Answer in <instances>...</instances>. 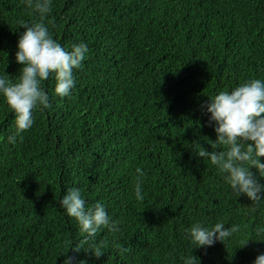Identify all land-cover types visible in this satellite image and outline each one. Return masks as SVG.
Returning a JSON list of instances; mask_svg holds the SVG:
<instances>
[{
    "label": "trees",
    "instance_id": "1",
    "mask_svg": "<svg viewBox=\"0 0 264 264\" xmlns=\"http://www.w3.org/2000/svg\"><path fill=\"white\" fill-rule=\"evenodd\" d=\"M38 19L24 0H0V74L15 81L21 22ZM46 23L62 45L89 51L70 96L43 81L49 106L34 109L14 145L0 95V264H63L68 249L85 264H183L192 252L200 264H252L264 252L254 239L264 238L254 232L264 207L235 196L195 149L212 150L217 136L209 95L264 79V0H53ZM70 186L104 202L120 231L87 240L59 206ZM197 220L240 231L192 249L184 230Z\"/></svg>",
    "mask_w": 264,
    "mask_h": 264
},
{
    "label": "clouds",
    "instance_id": "2",
    "mask_svg": "<svg viewBox=\"0 0 264 264\" xmlns=\"http://www.w3.org/2000/svg\"><path fill=\"white\" fill-rule=\"evenodd\" d=\"M33 8L39 19L33 22H21L25 30L17 42L16 60L22 64L15 81L9 74H0V95L14 112L15 131L8 135L10 144L17 143L18 134L30 129L34 124V109L49 106V94L42 86L50 76L55 79V93L70 96L75 87V69L81 67L89 51L86 42L73 43L70 47L62 45L51 34L46 23L52 11L53 0H24ZM205 108L209 123L214 127L216 139L208 142L212 150L198 147L195 155L210 159L224 180L230 185L235 196L246 194L254 209L264 207V79L249 78L231 90H220L209 95ZM143 174V169L138 168ZM137 199L143 200L142 183L135 187ZM59 206L70 217L75 218L86 239L94 241L102 230L113 233L120 231L119 224L110 215L104 202L97 200L89 204L77 186L66 187L59 199ZM185 239L193 248H208L217 241L231 238L240 231L238 224H226L223 220L212 225L197 220L186 228ZM256 237H264V223L255 226ZM251 236L239 246H245ZM264 240V238H254ZM77 244L75 251L80 250ZM88 246L96 256L103 254L94 243ZM69 250V249H68ZM67 251L63 264H85ZM61 251V252H62ZM125 249H121L124 252ZM192 254L181 256L183 264H200V258ZM252 264H264V252L258 253Z\"/></svg>",
    "mask_w": 264,
    "mask_h": 264
}]
</instances>
